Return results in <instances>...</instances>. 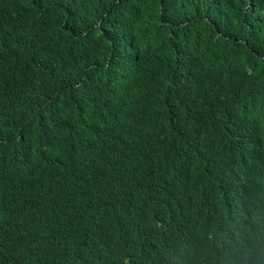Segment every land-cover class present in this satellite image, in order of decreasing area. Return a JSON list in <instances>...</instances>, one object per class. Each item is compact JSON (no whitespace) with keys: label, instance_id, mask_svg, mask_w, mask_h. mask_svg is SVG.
Segmentation results:
<instances>
[{"label":"trees","instance_id":"1","mask_svg":"<svg viewBox=\"0 0 264 264\" xmlns=\"http://www.w3.org/2000/svg\"><path fill=\"white\" fill-rule=\"evenodd\" d=\"M221 180L264 213V0H0V264H211Z\"/></svg>","mask_w":264,"mask_h":264},{"label":"clouds","instance_id":"2","mask_svg":"<svg viewBox=\"0 0 264 264\" xmlns=\"http://www.w3.org/2000/svg\"><path fill=\"white\" fill-rule=\"evenodd\" d=\"M210 194L222 205L218 221L205 236L211 264H264V213L256 211L250 188L242 190L237 180H221L213 184ZM141 221L149 231L159 230L163 223L160 206H146Z\"/></svg>","mask_w":264,"mask_h":264},{"label":"bare ground","instance_id":"3","mask_svg":"<svg viewBox=\"0 0 264 264\" xmlns=\"http://www.w3.org/2000/svg\"><path fill=\"white\" fill-rule=\"evenodd\" d=\"M32 221V220H31ZM173 232V231H172Z\"/></svg>","mask_w":264,"mask_h":264}]
</instances>
